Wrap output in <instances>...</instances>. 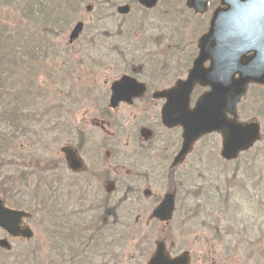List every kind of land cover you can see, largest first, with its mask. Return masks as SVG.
<instances>
[{"label": "rangeland", "instance_id": "1", "mask_svg": "<svg viewBox=\"0 0 264 264\" xmlns=\"http://www.w3.org/2000/svg\"><path fill=\"white\" fill-rule=\"evenodd\" d=\"M80 1L77 15L68 22L61 20L60 23H43L41 19L34 22L26 17L23 6L13 9L12 5L17 0H9L7 5H2L0 1V22L11 29L15 25L21 27L22 38L26 39L27 35H31L38 40V48H32V56L27 58L24 53L21 64L18 61L19 67L8 71L13 77L11 83L0 90L1 108L9 109L11 105L19 104L17 110L20 109L18 121L0 122V183H3L0 197H6L9 202L12 195L15 208L31 212L32 219L28 224L34 233L30 241L10 240L14 254L8 255L6 250H1L0 264H18L15 258L25 249H33L39 255L38 261L32 264H46L51 258L54 229L47 226V221L39 224L38 220L37 223L32 210L36 211L38 205L43 206L44 216L47 217L50 206L63 202L61 198L55 200L50 193L52 190H60L52 179L51 183L40 180L49 174H52L53 179L58 176L59 172L54 167L59 165L57 162L65 168L62 149L74 148L76 132L82 131L90 144H87L82 159L84 168L77 175L84 178L89 172V163L92 161L89 156L95 149L94 143L98 142L101 144L100 156L104 160L105 169L110 173L109 177L118 178V185L126 186L131 181L140 188L138 207L129 204L130 197L126 196L128 207L113 206L109 209L110 212L121 209L116 211L121 217L115 222L111 223L113 219L109 218L108 223L102 224L101 217L94 219V234L113 239L116 243L120 240L121 245H113L115 250L112 255L97 254L95 260L89 253L85 259L90 264H147L156 243L162 241V228L171 226L175 238L171 241L164 240L171 256L187 251L191 260L205 258L209 260L208 264H264V85H250L246 97L237 108L241 121L255 119L260 123L259 142L237 159L227 161L220 155V136L211 134L203 137L192 144L187 166V178L190 179L188 185L182 179L183 174L187 175L183 166L177 164L173 167L174 178L180 176V179L176 180L179 189L176 190V210L173 212L171 226L156 222L151 217V212L157 205L155 199H161L171 192L168 178L171 161L167 162L164 158L172 145L175 150L179 147L181 129L166 133L159 129L162 141L154 137L155 147L149 150L153 157L154 152L151 151L159 148L158 157L153 158L158 167L153 172L149 171L148 179L140 175L146 169L143 171L137 167L151 158L148 157L147 162L136 160L145 154H140L137 149L139 143L149 145L154 140L147 136L144 139L145 130L140 138V131L149 123L150 117L146 115L153 111L159 118V108L164 103L161 95L151 99V92L168 88L177 79L187 78L193 59L197 56V40L208 29L215 3L206 15L196 16L185 8V0H160L154 8L146 11L137 3L129 4L132 0ZM123 5L130 6V10L119 14L117 8ZM87 6L91 8L89 11L85 10ZM79 21L84 23L83 31L69 44V34ZM182 51H185L184 55ZM25 67L26 86L23 85L24 81L20 82ZM132 72L139 75L140 81L148 84L145 94L149 98L146 102L152 100L153 104H158V109L147 111L134 121V107L120 108L117 114L123 118L126 114L129 122L118 138H107V132L112 133V127L107 122L99 121L102 118L98 111L104 109L109 102L111 83ZM194 89L190 107H193L197 97L205 90L200 86ZM103 124L105 126L102 129L95 127ZM107 141L111 142L110 145L105 144ZM116 149H127L133 154L134 160L128 161L127 166L120 165L119 169L114 170L113 167L117 165L113 163L111 155L106 154L108 151L111 154L112 150L115 154ZM195 161L199 170L193 172L190 166ZM7 174L10 177L13 174L14 179L7 178ZM88 177L95 180L89 187L81 189L83 194L77 201L80 207L84 203H97V185L105 175H94L92 178L88 174ZM109 179L113 183V179ZM226 183L231 185L229 196L230 199L234 196L238 209V214L234 215V227L237 224L238 235L223 243H215L211 241L210 232L202 227L201 222L204 219L206 224L215 223L216 226L218 222H222L225 225V216L220 214L218 206L221 202L218 196L226 194ZM42 184L45 185L43 190ZM147 189L150 191L149 195L145 194ZM258 189H261L259 193ZM254 190L259 194L258 198L252 194ZM108 193L113 195L106 202H119L121 195H116L113 187L108 189ZM64 200L67 206L63 207L62 212L70 211L71 201ZM196 206H199L198 210H195ZM62 212L58 217L67 219L61 216ZM195 214L198 217L190 220ZM74 220L79 222V218ZM3 233L0 231V237L4 236ZM75 234L76 238L80 234L89 238L86 228L78 229ZM18 260L26 264V259ZM75 260L79 264V260Z\"/></svg>", "mask_w": 264, "mask_h": 264}, {"label": "water", "instance_id": "2", "mask_svg": "<svg viewBox=\"0 0 264 264\" xmlns=\"http://www.w3.org/2000/svg\"><path fill=\"white\" fill-rule=\"evenodd\" d=\"M139 1L146 7H152L156 0ZM207 1L190 0L188 6L203 12ZM221 5L225 8L214 12L208 33L199 40V56L189 71L188 79L178 82L171 90L159 93L166 98L161 112L162 124L182 130V149L175 162L182 159L192 144L207 133H222V157L225 159L235 158L238 151L248 148L257 139L256 128L239 124L226 115L235 116L236 104L248 83H264V0H221ZM127 10V6L118 9L120 13ZM81 30L82 24L79 23L70 34V42ZM206 61L210 65L204 68ZM197 83L209 87V91L190 110V94ZM135 84L128 77L114 82L111 105L130 101L129 95L134 91ZM67 157L69 165L76 168L77 160L69 152ZM173 208L174 195H166L152 216L166 221L171 217ZM22 216L7 210L0 202V226L4 229L14 232ZM24 236L29 237L30 232L26 231ZM184 256L170 260L164 244L158 243L148 264H185Z\"/></svg>", "mask_w": 264, "mask_h": 264}, {"label": "flooded vegetation", "instance_id": "3", "mask_svg": "<svg viewBox=\"0 0 264 264\" xmlns=\"http://www.w3.org/2000/svg\"><path fill=\"white\" fill-rule=\"evenodd\" d=\"M215 3V6L213 7V10L218 8L219 5H220V0H211L208 2V6H207V9L206 10L207 12L203 15H206L211 7V5L213 6V4ZM211 17V16H210ZM210 20V19H209ZM208 65V63H206ZM205 64V65H206ZM148 85V84H147ZM146 85V91H148V87ZM158 91V90H154L153 92H151V99H155L154 98V93ZM137 97H142L141 96H137ZM110 98V97H109ZM149 96H147L146 94L140 98V99H133V101L131 103H119L117 105V107L112 110L110 107H109V102L107 104L106 107H104V109L102 110H99V114H100V118L102 119H99V121H103V122H107L111 127H112V133L110 132H107V138H112V139H116L118 138L120 135V132L125 130L127 124H128V118H127V115L125 114L124 118L123 116L121 115H118L117 114V111L120 109V108H123V107H134L135 109V113L133 115V119L135 121L136 117L139 116V115H143L144 113H146L147 111H152V110H157L158 109V104L157 103H154L153 104V101L150 100L148 102H146L148 100ZM135 100V101H134ZM133 103H135V105H133ZM162 106V105H161ZM161 109V107L159 108V110ZM115 115V116H114ZM146 116H149L150 119H149V123L147 125V127L145 129H142L140 131V138L142 137V132L145 130L146 131V134L143 136L145 137L144 139L146 140V136L149 137V139L153 138L154 140L149 144V145H146L145 143H142L140 142L137 149L140 151V154L142 153H145L142 158H139V159H136V160H143V161H146L147 162V158L148 157H151V153L149 152V150H151L152 148L154 149L155 147V138L156 139H159L162 141V137L161 136V133L159 132V129L160 128V125H158V120L160 121V117L158 118L156 115L153 114V111L151 113H148ZM133 121V122H134ZM157 121V122H156ZM104 124L101 126V127H98V126H95L96 128L98 129H102L104 128ZM157 127V128H156ZM158 129V130H157ZM132 130V129H131ZM166 131V129H163ZM170 131V130H169ZM83 135H78V133L76 132V137H77V141L75 142L76 143V147L73 148L74 150V153L80 157L81 161L82 159H84V156H85V148L87 146V144H90L87 142V138H86V135L84 133V131H82ZM78 135V136H77ZM155 137V138H154ZM110 141H107L105 142V144L107 145H110ZM95 144V149L94 151L92 152V154L90 155V152L88 154V156H93L89 158L92 160L90 161L89 163V168H88V173L87 175H85V177L82 179L81 176L77 175L79 174L78 172H70L71 175L74 176V180H73V189H72V194H73V197L71 199V206L74 210H76V213H78V208H80V206L77 205V201H78V196L82 193L81 189L84 188V186H88L89 187V184H91V182L93 180H95L93 178L94 175H96L97 177L100 176V174H104L105 177H103L101 180V182H98L99 184L97 185L98 187V191H97V196L99 198V200L97 201V203H92V206H91V209H97V208H100V207H103L104 205H111L109 204V202H106V200L108 199H111V196L113 195V193H108V189L110 187H113V191L115 192L116 195H121V198L119 200L118 203L116 204H113V206H119L121 208H125L126 207V196H129L130 197V203L131 204H135L137 205L139 202H140V197H138V193L140 191V188L134 183V182H128L126 186H121V185H118L119 182H118V178H112V177H109L110 176V173L109 171H107L104 167V160L101 159V156H100V143L96 142L94 143ZM169 146V143L168 145ZM180 146L177 148V150H175V147L172 145L170 150H168L166 156H165V160L168 162L169 160L171 161L170 162V166H169V174H168V178H169V181L171 182L170 183V188L171 189V192L173 193H176V190H177V185L175 184L176 180L177 179H180V176L177 177L176 179L174 178V174H173V171H174V168L175 166H173V162H174V157L176 156V154L179 152V149H180ZM159 149V148H158ZM158 149L156 147V149L154 151H151L152 153L154 152V155L153 157L150 158V160L147 162V163H140L141 165H137L138 168L140 169H143L144 172L140 173L141 177L143 178H146L148 179L149 178V171L153 172L154 170L157 169V163L154 164V159L153 158H157L158 157ZM93 150V149H92ZM109 153H107L106 155L109 156L111 155V159L113 161V163L117 166L113 167L114 170H117L119 169V166L122 165V166H127L128 165V161H132L134 160V158L132 157V153L131 152H128L127 149L123 150H119V149H116V153L114 154V150L111 151V154H110V151H108ZM189 157H186L183 162H181L178 166H183L184 170L187 173L188 172V167L187 165L189 164ZM94 167H93V165ZM88 166V165H87ZM177 166V167H178ZM82 167L84 168V164H83V161H82ZM88 174L93 178V179H90L88 177ZM182 179H185L186 175L183 174L182 175ZM113 179V183L110 182V179ZM86 179H88V182L86 184H84V181H86ZM234 180H236L234 178ZM67 181H64L63 184L62 183H59L60 186H63L64 185V189H60V195H63V192L65 190V187H66V184H67ZM115 189V190H114ZM146 191H148L146 193V195H149L150 194V191L147 189ZM260 191V190H258ZM57 193H59L57 191ZM252 194L254 195L255 197V190L252 191ZM250 196V194H249ZM134 197H137V200L135 201L134 200ZM218 197H220V204L218 205L219 206V210H220V214H223L225 217H224V221H225V225L222 223V222H218L217 225L215 226V223H207L204 221L201 222V225L202 227H204L205 229H207L209 232H210V235H211V241L213 242H218V243H223L225 241H228L229 239H234L237 235H238V229L237 228V224H235V227H234V223L236 221V217L234 215H237L238 214V209L236 208L235 206V203H234V196H232V198L230 199V196H229V191L226 192L225 195H219ZM246 198L248 196H245ZM158 198L155 199V202L157 201ZM112 206V207H113ZM139 205H137L138 207ZM91 209L90 207L88 206V211L89 213L91 214ZM199 209V206H196L195 207V210H198ZM208 212V211H207ZM198 216L195 214L194 215V218H197ZM219 218L221 219V217L219 216ZM189 225L191 226L192 223L189 222ZM170 237L171 239L173 240L175 237H173V232H172V226L170 228ZM204 257V256H203ZM208 259H205V258H202L198 261H194V260H191L190 259V264H208ZM210 264H213V263H210Z\"/></svg>", "mask_w": 264, "mask_h": 264}, {"label": "trees", "instance_id": "4", "mask_svg": "<svg viewBox=\"0 0 264 264\" xmlns=\"http://www.w3.org/2000/svg\"><path fill=\"white\" fill-rule=\"evenodd\" d=\"M0 1L2 5H7L9 0ZM12 1L14 0H10V2ZM81 2L82 1L80 0H47V2L46 0H17V2H15V4L12 6L14 7V10L17 6L19 8H22L23 6V8L26 10V17L34 22H37L41 19L43 23H45L46 21L60 23L61 20L68 22L71 18L76 16L78 9L81 6ZM67 12L69 14H67ZM1 24L2 23L0 22V90H3L5 89V85L10 84V80L13 78L8 73V71H10L13 67H19L18 61H20V64L22 62L21 57L24 55V53H26V40L23 42V44H21L22 38L20 37L19 41V34H10L3 38V35L15 32V30L10 29L7 25ZM15 27L19 29V32L23 30L19 26ZM31 41H33V39H31ZM17 47L20 48L19 51H16ZM29 56H31V53H29ZM24 74L21 73L22 78L20 82L24 81L23 85L26 86L24 84L26 82V67L24 69ZM18 106L16 104V106L14 105L12 108H9V110H3L2 113L0 112V119L9 122L18 121V116L20 115V109L17 110ZM58 241L60 243L55 248L58 250L59 253H61L63 249L68 250V259L63 257L64 261H62L60 264H77L75 260L76 258L79 260V264H82V260L84 264H90L88 261H84L85 257L88 256L89 252L86 250V248L80 246L82 241L78 243L77 238L68 241L66 240V238L63 237L62 239L58 238Z\"/></svg>", "mask_w": 264, "mask_h": 264}]
</instances>
